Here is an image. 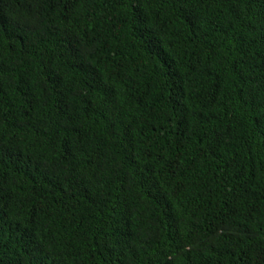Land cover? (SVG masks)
<instances>
[{
    "label": "trees",
    "instance_id": "16d2710c",
    "mask_svg": "<svg viewBox=\"0 0 264 264\" xmlns=\"http://www.w3.org/2000/svg\"><path fill=\"white\" fill-rule=\"evenodd\" d=\"M0 264H264V0H0Z\"/></svg>",
    "mask_w": 264,
    "mask_h": 264
}]
</instances>
